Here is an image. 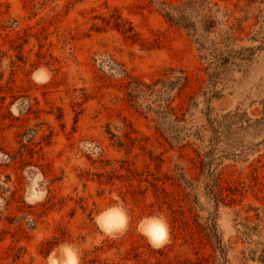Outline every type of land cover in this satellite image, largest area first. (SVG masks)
I'll return each mask as SVG.
<instances>
[{"label": "rangeland", "instance_id": "374dc122", "mask_svg": "<svg viewBox=\"0 0 264 264\" xmlns=\"http://www.w3.org/2000/svg\"><path fill=\"white\" fill-rule=\"evenodd\" d=\"M157 214L161 247L137 231ZM63 244L264 264V0H0V264H62Z\"/></svg>", "mask_w": 264, "mask_h": 264}, {"label": "clouds", "instance_id": "9594fccd", "mask_svg": "<svg viewBox=\"0 0 264 264\" xmlns=\"http://www.w3.org/2000/svg\"><path fill=\"white\" fill-rule=\"evenodd\" d=\"M129 219L128 209L123 202H117L94 217L97 226L107 236L123 234L127 230ZM137 231L144 235L154 247H161L168 240L169 226L167 220L157 214L142 218L137 224ZM57 248L64 256L62 264H80L78 249L70 244L58 245Z\"/></svg>", "mask_w": 264, "mask_h": 264}, {"label": "trees", "instance_id": "16d2710c", "mask_svg": "<svg viewBox=\"0 0 264 264\" xmlns=\"http://www.w3.org/2000/svg\"><path fill=\"white\" fill-rule=\"evenodd\" d=\"M231 38V37H230ZM231 41V39H229ZM226 48H217L214 54H212L211 58L212 61L210 62V65H213L214 69H218L220 67L226 66L229 63L234 62L233 58L236 57L235 51L232 49H229L227 44H225ZM240 54V53H239ZM173 85V84H172Z\"/></svg>", "mask_w": 264, "mask_h": 264}]
</instances>
